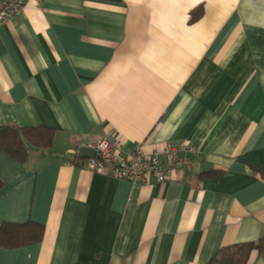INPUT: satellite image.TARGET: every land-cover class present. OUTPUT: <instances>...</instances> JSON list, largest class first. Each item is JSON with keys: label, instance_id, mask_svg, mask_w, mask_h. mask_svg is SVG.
<instances>
[{"label": "crops", "instance_id": "0c3cea01", "mask_svg": "<svg viewBox=\"0 0 264 264\" xmlns=\"http://www.w3.org/2000/svg\"><path fill=\"white\" fill-rule=\"evenodd\" d=\"M0 121L56 129L0 151V223L45 225L0 264H209L264 237V0H27L0 23ZM105 135L199 154L135 184L75 160Z\"/></svg>", "mask_w": 264, "mask_h": 264}, {"label": "built area", "instance_id": "2783aa9c", "mask_svg": "<svg viewBox=\"0 0 264 264\" xmlns=\"http://www.w3.org/2000/svg\"><path fill=\"white\" fill-rule=\"evenodd\" d=\"M26 2L0 0V23L13 18ZM91 147L96 152L95 157L89 160L94 171L129 179L135 184L149 183L151 177L159 183L172 180L191 168L190 154H199L193 143L184 141L179 144L167 142L157 151L147 152L139 147L133 152H126L121 140L114 135L100 137Z\"/></svg>", "mask_w": 264, "mask_h": 264}, {"label": "trees", "instance_id": "16d2710c", "mask_svg": "<svg viewBox=\"0 0 264 264\" xmlns=\"http://www.w3.org/2000/svg\"><path fill=\"white\" fill-rule=\"evenodd\" d=\"M55 133L56 129L44 125L17 126L6 125L0 121V151H5L18 161L24 162L32 149H51ZM76 157V161H83ZM2 186L0 179V188ZM44 234L45 225L33 220L3 221L0 223V246L18 248L36 244L43 240ZM255 249L260 253L264 251V237L258 241L223 248L209 264H248L250 254Z\"/></svg>", "mask_w": 264, "mask_h": 264}, {"label": "water", "instance_id": "95a60500", "mask_svg": "<svg viewBox=\"0 0 264 264\" xmlns=\"http://www.w3.org/2000/svg\"><path fill=\"white\" fill-rule=\"evenodd\" d=\"M95 149L91 146H82L78 150L77 153H74V156H78L79 158L82 159H92L95 157Z\"/></svg>", "mask_w": 264, "mask_h": 264}]
</instances>
